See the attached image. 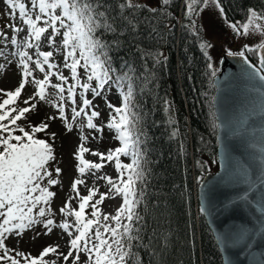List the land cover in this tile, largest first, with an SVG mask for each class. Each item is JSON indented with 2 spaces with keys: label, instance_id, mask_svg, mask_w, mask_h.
Returning <instances> with one entry per match:
<instances>
[{
  "label": "snow or ice",
  "instance_id": "1",
  "mask_svg": "<svg viewBox=\"0 0 264 264\" xmlns=\"http://www.w3.org/2000/svg\"><path fill=\"white\" fill-rule=\"evenodd\" d=\"M116 8V14L113 16L105 0H31L32 9L26 8L20 0H5L6 6L11 9H18L19 17L22 23L28 27L27 37L19 43L28 49L36 48L35 56L28 52L18 50L13 55H18L19 67L21 68V80L18 86L13 90L0 89V93L7 96V99L0 103V264H21V258L24 264H140L139 254L134 252V248L141 246L143 240L141 233L144 228L141 226L144 217L136 211V208L142 202L144 196L143 185L146 183L145 169L142 167V153L139 149V136L137 135V124L139 118L132 112V103L134 97V83L131 76L124 73L118 76L116 83L123 87L127 82V90L122 91V107L115 108V113L119 120H113L108 127L115 128L121 141L122 147L109 150L107 154L93 152V155L99 156L101 161H112L114 156L119 154L133 156L132 163L122 165L118 158L116 160V169L120 172V185L113 183L111 177L97 176V179L105 180L110 186L108 192L115 191L122 195V203L117 207L115 215H103V221H115V226L109 223H102L100 209L97 207L108 198V192L99 193V198L93 201V197L98 194V189L88 188V195L81 196L77 185L85 184L82 179H74L71 184V190L76 193L79 199L78 209L72 210L69 200H65L59 208L62 221L50 218L52 209L50 203L55 197V193L50 191L51 186H55L60 181L54 178L53 174L59 176L62 169L56 167L49 170V162L54 161L53 148L45 139L37 138V133H46L49 125L47 120L54 119L53 116H45L38 124L34 125L28 121V115L38 111L37 104L34 102L37 98L43 102H50L47 99L46 88L51 86L59 95V99L64 101V93L67 91V98L75 103L73 96L77 88L85 91L91 90L94 95H100L106 85H109L111 76L108 51L111 45L95 35L98 29L113 33L116 36L125 35V30L133 37L138 32V28L145 21L139 16L141 12L150 8L152 13H156L158 8H164L170 5L171 0H157V7L145 6L136 2V0H113ZM212 4L222 16L225 15L221 0H184V16L189 20L188 27L196 29L195 15H199L198 6H207ZM58 12V14H57ZM10 15L14 13L10 12ZM35 14V19H33ZM245 21L236 22L230 27L238 35L259 34L261 40L257 43L256 49L264 50V10L249 8L246 11ZM43 23L41 27L38 24ZM13 32H19L20 29L14 25H5ZM167 27V26H166ZM51 29V34L47 35L46 43L52 49L51 51H40L38 42L41 41L42 34ZM156 28L152 27L149 34H155ZM0 35H3L0 33ZM60 36V43H57L56 37ZM32 42H29V41ZM13 45H17L16 38L11 39ZM112 45L119 44V39H114ZM211 45L201 43V49ZM247 51L255 52L256 49L244 46ZM140 51V58L144 60V67L147 68V61H153V67L161 63L162 53L149 49H142L137 45ZM54 52H59L63 59V67L71 73V79L76 83L71 84L67 89L63 86L67 84L68 78L59 72L58 65L50 62L54 57ZM229 55L233 53L228 52ZM3 55V52H0ZM207 55V52H205ZM241 57L245 56L243 51L239 52ZM166 60L167 58L164 57ZM29 62L35 64L36 68L44 73L42 79H36L33 76ZM245 63L249 68L254 69L250 76L258 78L261 82L260 87L264 89V55H260L258 65H252L245 58ZM47 65V71H45ZM212 68V64H208ZM78 68H83L86 74V81H96L95 87L90 88L88 82L81 83L78 75ZM56 69V71H53ZM55 76L60 83L51 84L50 77ZM29 77L32 79L29 81ZM147 82V79L146 81ZM34 86V92L22 101L23 107H11L21 96L27 84ZM110 86V85H109ZM167 103V102H166ZM91 102L84 98L83 107L77 110L72 109L73 120L81 116ZM6 106H9L6 108ZM264 106V105H262ZM57 108L59 118L64 121V126L71 131L73 126L68 122L64 114L63 103L53 104ZM112 107V105H109ZM98 112L93 111L87 120L88 128H96L92 118L97 117ZM24 120L22 126L20 121ZM177 133L173 132L175 136ZM55 138V133L51 134ZM80 139L87 138L81 135ZM89 149L81 145L76 152V159L79 161L76 166L78 173L83 176L87 170L95 169L99 171L103 163H90L83 159V153ZM127 172V179L123 176ZM139 182V187H138ZM71 199V198H69ZM91 208V216L96 219L85 220V208ZM35 210V212H34ZM201 211H204L202 208ZM73 216L75 223L70 224L66 217ZM127 221L126 223L122 221ZM36 224L43 225L42 232H36L33 239L39 235H49L53 227L61 230L60 238L63 239L66 234V251L60 250V245L46 246L40 252L39 258H31L24 253L15 250V256L11 253L14 249L6 247L5 241L9 235L22 238L26 230H30ZM74 231L70 230L73 229ZM109 234V235H105ZM246 239L244 233L234 236L233 233H225L221 237L224 244H239ZM135 242V243H134ZM54 254L56 259L46 261L43 258L49 254Z\"/></svg>",
  "mask_w": 264,
  "mask_h": 264
},
{
  "label": "trees",
  "instance_id": "2",
  "mask_svg": "<svg viewBox=\"0 0 264 264\" xmlns=\"http://www.w3.org/2000/svg\"><path fill=\"white\" fill-rule=\"evenodd\" d=\"M105 2L114 16L113 0ZM138 3L157 7V3ZM221 3L225 18L236 22L246 19L249 8L264 10V0ZM184 10V0H171L156 13L150 8L141 12L145 23L135 37L126 30L123 36L103 29L95 33L111 45L106 67L111 69L109 82L119 90L121 107V92L127 90V82L119 87L117 77L127 73L134 83L132 112L139 118L137 135L146 175L144 196L136 208L144 217L143 240L133 249L140 264H222L213 233L198 210L195 191L200 177L215 168L216 122L211 105L215 69L208 67V55L200 47L205 38L196 15L193 30ZM152 27L157 31L150 35ZM114 39H119V44L112 45ZM137 45L162 53L161 63L153 67V61L148 60L145 68ZM242 51L255 62V52ZM80 69L82 83H96L86 81L85 71ZM173 132L177 134L173 136Z\"/></svg>",
  "mask_w": 264,
  "mask_h": 264
},
{
  "label": "rangeland",
  "instance_id": "3",
  "mask_svg": "<svg viewBox=\"0 0 264 264\" xmlns=\"http://www.w3.org/2000/svg\"><path fill=\"white\" fill-rule=\"evenodd\" d=\"M20 2L24 3L27 9H32L31 0H20ZM136 2H144L149 5H153L157 3V0H136ZM10 12L14 14L10 15ZM198 12L199 15H196V17L200 23L202 35L205 38L204 44L211 45L210 47L205 48L204 51L207 52L209 63L212 64V68L215 70L218 69V59L223 51L234 53L244 49L245 45H248L250 48L256 47L257 43L261 40V36L259 34H249L246 36L238 35L230 27V25L236 23V21L227 20L225 16H222L212 4L201 6ZM33 19H35V14H33ZM9 24L18 27L20 31L13 32L11 28L5 27V25ZM38 26L44 27L45 25L40 23ZM0 33L3 34L0 35V52H3V55H0V89L14 91L21 80V68L18 66L20 57L18 55H13V53L18 50H23L28 52L29 55L33 57V60H35L37 58L35 56L37 49L24 48L19 43L27 37L28 27L22 23V20L19 17L18 9L10 10L5 4V0H0ZM50 34V28L47 33L42 34L41 41L38 42L40 51L52 50L46 43L47 35ZM13 37L18 41L17 45H13L11 43V39ZM56 40L57 43H60L61 37L57 36ZM29 42L32 41L30 40ZM50 62L56 63L58 65L59 72L68 78L67 84L63 85L65 89H67V87L71 84L76 83V81L71 79L70 71L63 67V59L59 52H54V57L51 58ZM29 67L32 69L33 76L36 79L43 78L44 73L40 72L34 63L29 62ZM44 67L45 71H47V65ZM53 71H56V69H53ZM77 72L79 77H81L82 71L80 68H78ZM28 79L30 81L32 77H29ZM50 80L51 84L60 83L56 80L55 76L50 77ZM80 82L82 83V80H80ZM95 85L96 83L93 82L92 85H90V88L95 87ZM109 85L105 86L100 95H94L91 90L85 91L77 88L73 96L75 103L67 98V91L64 93V101H61L56 90L49 86L46 88V93L47 99L50 102H43L37 98L34 102L37 104L38 111L28 115V121L34 125H38L46 115L55 117L54 119L47 120L49 127L46 133H37L36 136L39 139H45L48 141L53 148L55 160L49 162V170H53L56 167L62 169V173L59 176H56L55 173L53 174L54 178L58 179L60 183L55 186H51L49 189L55 193V197L50 203V207L53 210L50 214V218H54L57 221H62L59 208L63 205L65 200H69L72 205V210H79L78 204L80 201L76 197V193L73 192L70 187V184L74 179L83 178L82 180L84 181L88 180L85 182L86 184L77 185V189L81 196L88 195V188L90 187L98 189V194L93 197V201H90V203H92L95 199L99 198V193L108 192L110 187L105 180H98L97 176L111 177L113 183L120 185L121 177L120 172L116 169V160L118 158L122 165L131 163V152L128 155L119 154L118 157L114 156L112 161H101L99 156L92 154L93 152L107 154L109 150L114 151L115 149L123 146L121 141L117 138L118 133L116 129L108 127V124L113 120H119V116L115 113L114 109L121 107V96L119 90L110 82ZM33 92L34 86L31 83L27 84L22 91L20 98L13 103L11 107H23L24 105L22 101ZM84 98L88 99L91 104L85 109L81 116L76 117L73 120L72 109L76 108L79 110L82 108V100ZM4 99H7V96L0 93V103H3ZM58 103H63L64 105L65 117L73 126L71 131L65 128L64 121L59 118L57 108L53 107V104ZM109 105H112V107H109ZM7 107L9 106H6V108ZM93 111L99 113L97 117L92 118L93 124L96 125V128L94 129L87 127L88 117ZM20 124L23 126L25 121L21 120ZM52 133H55L54 139L51 138ZM81 135L87 139L82 141L80 139ZM81 145L89 149V151L83 153V159L89 161L90 163H103L104 166L99 171L90 169L87 170V173L85 172L83 176L78 173L76 166L79 161L76 159V152ZM123 179H127V172H125ZM83 185L86 186L87 189ZM122 200V195L116 193L115 191L108 192V198L102 204L97 206L100 209V213L98 215H100L102 223H109L111 226H115V221H103L102 216L105 214L115 215L116 209L122 203ZM91 211L90 207L85 208V220L90 218L96 219L91 216ZM66 219L70 224L73 223L74 225L75 218L73 216H68ZM122 222L126 223L127 221L125 220ZM70 230L74 231V228ZM42 231L43 225L36 224L32 229L26 230L23 233L22 238L9 235L5 241L6 247L14 249L11 253L13 256H15V250H18L31 258H39L40 252L43 248L46 246H54L61 233L59 228L53 227V231L49 235L41 234L33 239L34 233ZM105 235L107 236L109 234ZM43 259L50 262L56 258L52 257L50 254ZM21 264H24V260L22 258Z\"/></svg>",
  "mask_w": 264,
  "mask_h": 264
},
{
  "label": "water",
  "instance_id": "4",
  "mask_svg": "<svg viewBox=\"0 0 264 264\" xmlns=\"http://www.w3.org/2000/svg\"><path fill=\"white\" fill-rule=\"evenodd\" d=\"M238 53L222 52L212 75L216 168L198 180L196 200L222 264H264V89L245 63L258 65L264 50L255 62ZM229 232L246 239L222 243Z\"/></svg>",
  "mask_w": 264,
  "mask_h": 264
},
{
  "label": "bare ground",
  "instance_id": "5",
  "mask_svg": "<svg viewBox=\"0 0 264 264\" xmlns=\"http://www.w3.org/2000/svg\"><path fill=\"white\" fill-rule=\"evenodd\" d=\"M117 88V87H116ZM89 172V171H88ZM87 173V172H86ZM79 177V176H78ZM94 178V177H93ZM96 178V177H95ZM83 179V178H82ZM90 179V178H89ZM88 180H86L85 182H87ZM90 181V180H89ZM86 184V183H85ZM84 186V185H83ZM82 187V186H81ZM85 188H86V186H84ZM91 188V187H90ZM87 189V188H86ZM83 190V189H82ZM73 224V223H72ZM61 234V233H60ZM67 239H68V237H67V235L65 234L64 235V237H63V239H61L60 238V235H59V238H58V240H57V243L55 244V245H60V250H63V251H66V247H65V245H66V242H67ZM54 245V246H55ZM51 254V253H50ZM49 254V255H50ZM51 256L52 257H54V258H56V256L54 255V254H51Z\"/></svg>",
  "mask_w": 264,
  "mask_h": 264
}]
</instances>
